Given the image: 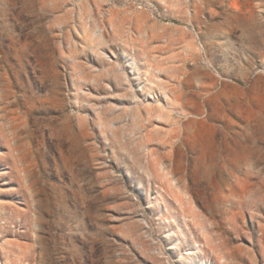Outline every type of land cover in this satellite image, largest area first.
Listing matches in <instances>:
<instances>
[{
    "label": "rangeland",
    "instance_id": "1",
    "mask_svg": "<svg viewBox=\"0 0 264 264\" xmlns=\"http://www.w3.org/2000/svg\"><path fill=\"white\" fill-rule=\"evenodd\" d=\"M0 264H264V0H0Z\"/></svg>",
    "mask_w": 264,
    "mask_h": 264
},
{
    "label": "bare ground",
    "instance_id": "2",
    "mask_svg": "<svg viewBox=\"0 0 264 264\" xmlns=\"http://www.w3.org/2000/svg\"><path fill=\"white\" fill-rule=\"evenodd\" d=\"M243 157V156H242ZM244 158V157H243Z\"/></svg>",
    "mask_w": 264,
    "mask_h": 264
}]
</instances>
